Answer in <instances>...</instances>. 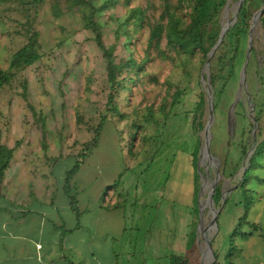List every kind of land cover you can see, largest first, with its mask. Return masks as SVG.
Wrapping results in <instances>:
<instances>
[{
	"label": "rangeland",
	"instance_id": "obj_1",
	"mask_svg": "<svg viewBox=\"0 0 264 264\" xmlns=\"http://www.w3.org/2000/svg\"><path fill=\"white\" fill-rule=\"evenodd\" d=\"M94 3L105 7L99 21L103 24L105 44L115 47L116 63L131 58L139 63L147 60L149 25L160 16L158 0H94ZM238 3L230 0L224 24L236 15ZM136 7L146 9L148 18L138 30L125 22L129 10ZM258 12L251 18L235 76L218 96L213 91L214 116L210 128L213 160L204 156L210 112L207 87L202 81L205 66L202 59L178 58L163 43L161 50L167 58L152 50L144 71L138 75L132 70L126 72L137 80L117 100L126 117L114 116L109 121L99 146L92 150L75 179L77 189L81 188L82 207L86 204L95 210L97 223L103 217L99 227L93 229L87 224L81 239L88 242L93 231H99L97 249H115L119 264H168L173 255L188 258L190 264H211L217 261L216 255L225 262L231 236L238 231L248 237L234 238V264H264V158L258 161L260 165L249 178L248 191L240 188L249 154L264 138L261 17L251 33ZM40 31L41 61L12 86L0 90V143L16 149L2 189L8 201L3 208L29 211L30 206L36 207V201L44 206L25 214L22 225L4 228L0 223V237H6L9 243L15 235L20 238L19 243L28 246L40 239L49 249L50 237L66 230H56L66 214L61 209L59 217L54 218L45 205L52 202L54 191L58 193L62 187L54 180L48 159L60 157L58 164L64 167L63 175L73 160L71 157L91 140V128L100 122V115L106 110L110 88L106 62L94 34L85 27L77 0H46L40 15ZM129 32L131 40L126 37ZM250 43L246 85L242 86L241 73ZM14 47L15 39L0 29L3 69H8L10 57L17 50ZM24 81L28 83L26 96ZM177 89L185 93L172 111V115L179 117L166 121L165 112ZM201 92L207 94L201 118L204 128L195 134L191 124L180 117L195 109ZM40 117L45 119L46 127ZM255 126L257 130L253 132ZM198 142L199 183L193 156ZM215 182L216 190L222 191L219 205L209 204ZM12 202L14 208L8 205ZM99 202L104 211H112L111 215L97 212ZM214 211H220L217 227L213 222ZM3 216L7 215L2 212L0 218ZM206 240H211L214 253L208 263L204 254Z\"/></svg>",
	"mask_w": 264,
	"mask_h": 264
},
{
	"label": "trees",
	"instance_id": "obj_2",
	"mask_svg": "<svg viewBox=\"0 0 264 264\" xmlns=\"http://www.w3.org/2000/svg\"><path fill=\"white\" fill-rule=\"evenodd\" d=\"M45 1L0 0V29L15 39L14 48L17 49L10 57L8 69H3L0 66V90L12 86L23 77V74L28 69L41 61L43 55L41 53L40 15ZM77 2L80 11L83 13L85 27L94 34V40L106 62L107 79L110 88L106 110L100 115V122L91 128V140L83 143L79 153L75 157H71L73 160L66 167L63 175L62 170L64 167H62V164H58L60 157L48 159L54 180L60 182L63 196L68 199L70 208L77 219H80L82 213L79 209L78 189L75 179L92 150L99 146L103 130L109 121L114 116H118L121 119L126 117L121 112L117 100L122 92L130 89L129 85L137 82L134 77L129 76L130 73L126 72L132 70L131 72L138 75V73L144 71L145 64L149 60L152 50L157 51L160 56L167 58L165 51L161 50L163 43L176 57L189 60L199 56L202 59V63L205 64L221 35L225 11L230 0H158L160 16L159 20L149 25L147 60L139 63L136 59L131 58L127 62L120 64L116 63L114 56L115 47H108L103 39V24L99 21V16H101L100 13L105 7L96 6L94 0H77ZM262 2L263 0L244 1L236 23L231 26L223 43L211 60L210 83L215 92V97L223 92L236 74L237 62L243 52L244 38L248 35V31L251 28V18L254 12L262 9ZM260 17L264 29V10ZM146 20H148L147 10L136 7L129 10V15L125 22L126 24H133L135 30H138L144 26ZM117 36H120L119 30L117 31ZM126 37L128 40H131V33H126ZM16 41L18 42V47H16ZM27 85V81H24L25 96L27 94ZM184 95L185 93L181 89H177L173 94L172 101L168 104L167 112H165L166 121L171 117H179L178 115H172V111L181 103ZM206 106L207 94L201 92L198 95L195 109L184 112V117H180L181 120L183 119L186 123L191 124L195 134L196 131L204 128L201 118L205 113ZM216 110L217 105L215 104V112ZM39 121L43 123V127H46L45 119L40 117ZM44 148H47L46 143L44 144ZM199 153L200 146L198 142L193 153L197 183H199L201 178L200 173L197 172ZM15 155V148H9L0 143V213L13 211V209L8 210L3 208V205L6 204L5 202L8 203V201H6L2 193V189ZM261 158H264V138L255 151L251 165L240 188L247 190L246 188L250 183L249 178L260 165L258 161ZM56 198L57 192L54 191L52 201ZM221 201L222 191L218 188L214 196V203L215 205H219ZM8 205H12V208H14L13 202ZM199 212L200 210L198 209ZM26 214L29 215L30 211ZM240 235L248 237L247 234H241L236 231L231 236L230 249L228 250L225 262H221L218 255H216L217 261L214 264H234L233 253L236 250L234 238ZM194 236H196L195 232ZM194 241L195 238L192 242ZM168 264H190V261L186 257L173 255L170 257Z\"/></svg>",
	"mask_w": 264,
	"mask_h": 264
},
{
	"label": "crops",
	"instance_id": "obj_3",
	"mask_svg": "<svg viewBox=\"0 0 264 264\" xmlns=\"http://www.w3.org/2000/svg\"><path fill=\"white\" fill-rule=\"evenodd\" d=\"M81 194V188H78L79 209L82 213L80 219H77L71 210L70 203L63 196L62 190L57 193V198L54 201L45 204L49 209V214L54 218L59 217L61 209L66 214L63 218L62 225L56 228V230L59 228L66 230L64 234L61 233L55 238L50 237L49 249H46L45 242L40 239L33 240L31 245L28 246L25 243H19L20 238L15 235L9 239L11 240L9 243H6L4 239L6 237H0V264H119L115 249H97L99 241L96 239L100 235L99 231L94 230L88 242L81 239V232L84 231V227L87 224L92 225L94 229L96 226L99 227L100 221L103 219L102 217L97 223V219L94 217L95 210H91L90 206L86 204L84 205L85 208L82 207ZM100 202L96 208L97 212L102 214L104 206ZM34 204L36 207L30 206V214L36 212L37 206H44L43 203L38 201ZM19 211L21 212L13 209L9 214L6 212L3 213L7 215L6 217L3 216L0 218V223L3 224L4 228H7L8 225L16 226L17 223L19 225L23 224V218L28 210ZM104 212L109 215L112 213L111 210L107 209ZM54 233L57 234L55 230ZM106 236H108V233ZM109 242L107 244H110ZM83 247L87 249H83Z\"/></svg>",
	"mask_w": 264,
	"mask_h": 264
},
{
	"label": "water",
	"instance_id": "obj_4",
	"mask_svg": "<svg viewBox=\"0 0 264 264\" xmlns=\"http://www.w3.org/2000/svg\"><path fill=\"white\" fill-rule=\"evenodd\" d=\"M244 1L245 0H240L239 1V3H238V11H237L236 15L231 20H228L224 24L223 29L221 31V35L219 37V40L216 43L215 47L212 49V51H211V53L209 55V58H208L207 62L205 63L204 72L202 74V81L207 87L206 89H207V93H208V103H209V112H210V120H209L208 126L206 128V144H205V149H204V156H205L206 159H212V160L214 159L213 155L211 154V150H210V147H211L210 128H211V125L213 124V116H214V94H213L212 86H211V83H210L211 60L214 58L215 54L217 53L218 49L220 48L221 44L223 43V41H224L225 37L227 36L231 26L236 23L238 15H239V12H240V9H241ZM263 10H264V2H263V8L255 16V20L253 21V24H252L251 33L254 31L255 26H256L255 24L258 21L260 15L263 13ZM251 44L252 43H250L249 49H248L246 65L243 68V71L241 73V85L242 86L246 85L247 68H248L249 58H250L251 51H252ZM256 130H257V126L254 127V131L253 132H255ZM255 150H253L252 153L249 154V163L247 165H245V167L243 169L242 181L244 180L245 175L247 173V170H248V168L251 165V161H252V158L254 157ZM216 185H217L216 182L213 183V185H212V192L210 194L209 204L214 202L213 195L216 193ZM224 203H226V199H225ZM219 213H220V211H218V212L214 211L213 212V222L216 225V227H217V218L219 216ZM206 241H207V246H206L205 250H206V252L209 251V253L211 255H213L214 253H213V249H212V246H211V240L210 241L206 240ZM204 254H205V252H204ZM211 264H214V262L211 263Z\"/></svg>",
	"mask_w": 264,
	"mask_h": 264
},
{
	"label": "bare ground",
	"instance_id": "obj_5",
	"mask_svg": "<svg viewBox=\"0 0 264 264\" xmlns=\"http://www.w3.org/2000/svg\"><path fill=\"white\" fill-rule=\"evenodd\" d=\"M204 252H205V260H206V263H208V261H210L211 254L209 253V251L206 252V250Z\"/></svg>",
	"mask_w": 264,
	"mask_h": 264
}]
</instances>
